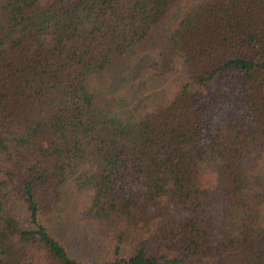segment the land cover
Returning a JSON list of instances; mask_svg holds the SVG:
<instances>
[{"label": "trees", "instance_id": "trees-1", "mask_svg": "<svg viewBox=\"0 0 264 264\" xmlns=\"http://www.w3.org/2000/svg\"><path fill=\"white\" fill-rule=\"evenodd\" d=\"M0 264H264V0H0Z\"/></svg>", "mask_w": 264, "mask_h": 264}]
</instances>
